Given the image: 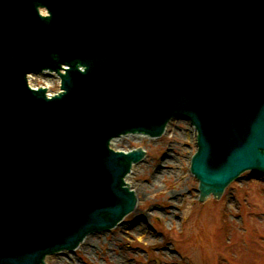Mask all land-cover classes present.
<instances>
[{
    "label": "water",
    "instance_id": "1",
    "mask_svg": "<svg viewBox=\"0 0 264 264\" xmlns=\"http://www.w3.org/2000/svg\"><path fill=\"white\" fill-rule=\"evenodd\" d=\"M41 71L56 92L28 84ZM174 117L196 129L200 200L264 172V0H0V264L114 226L144 150L111 139Z\"/></svg>",
    "mask_w": 264,
    "mask_h": 264
},
{
    "label": "rangeland",
    "instance_id": "2",
    "mask_svg": "<svg viewBox=\"0 0 264 264\" xmlns=\"http://www.w3.org/2000/svg\"><path fill=\"white\" fill-rule=\"evenodd\" d=\"M30 83L59 88L50 72L34 73ZM112 144L146 150L127 176L134 210L44 264H264V173L243 171L219 198L200 201L189 171L195 129L187 119L172 118L160 136L125 134Z\"/></svg>",
    "mask_w": 264,
    "mask_h": 264
},
{
    "label": "bare ground",
    "instance_id": "3",
    "mask_svg": "<svg viewBox=\"0 0 264 264\" xmlns=\"http://www.w3.org/2000/svg\"><path fill=\"white\" fill-rule=\"evenodd\" d=\"M33 75H34V73H32V74H30V76H29V78H31V77H33ZM171 121V120H170ZM117 138H114L113 140H112V142L111 143H113L115 140H116ZM128 176V175H127ZM127 176H126V178H127ZM127 180H128V178H127ZM132 187V186H131ZM132 189H133V187H132ZM87 237V236H86ZM86 240V239H85ZM85 240H83V241H85ZM87 241V240H86Z\"/></svg>",
    "mask_w": 264,
    "mask_h": 264
}]
</instances>
